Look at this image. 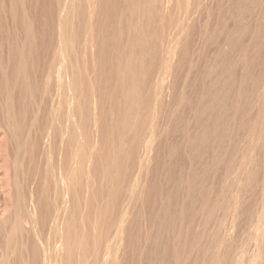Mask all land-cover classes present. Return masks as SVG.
<instances>
[{"label":"bare ground","instance_id":"obj_1","mask_svg":"<svg viewBox=\"0 0 264 264\" xmlns=\"http://www.w3.org/2000/svg\"><path fill=\"white\" fill-rule=\"evenodd\" d=\"M208 5L0 0V264H264V189L239 231L241 194L223 182L233 89L215 88L218 112L205 102L206 37L221 38Z\"/></svg>","mask_w":264,"mask_h":264},{"label":"rangeland","instance_id":"obj_2","mask_svg":"<svg viewBox=\"0 0 264 264\" xmlns=\"http://www.w3.org/2000/svg\"><path fill=\"white\" fill-rule=\"evenodd\" d=\"M183 1H184V3L188 2V0H183ZM204 1L206 3V6L210 3L209 5L213 8L211 10L214 11V12H212V14L210 13L211 17H213V16L214 17L211 18L213 20H211L209 18V21L210 22H209V26L208 27L210 29L208 28L209 29L208 30V33L213 28V26L217 23V24L220 25V29L218 30L216 36H221V38H219V40L216 41V39H218V37H215V39H214L215 32L213 33L214 30L213 29L211 30V32L209 34L211 35L212 39L215 40V43L216 42L218 43V45H217V43L216 44L213 43L214 40L211 39V41H210V38H209L210 35L209 36L207 35L206 42L208 40V42H211L210 43L211 45H207V47L205 48L207 50V51L205 50V54L207 52L206 56L209 55L207 57H210L211 58L210 60H213L212 62H214V64H215L213 66H215V68L217 67L216 69L218 71L220 69V67H218V65H219L220 62H218L216 60H219V61L221 60L222 61V59H224V57L225 58H228L230 60L229 61L228 59H224L222 61V63H223L226 60L225 61V64L223 63L224 64L223 67H222L223 69H220V71H219V72H222V73H219L217 70H215V68H212L211 67L212 65L211 66L208 65L209 68L206 67L208 70L212 68V69H214V71L211 70L210 73H206L207 77H205V84H206L205 86L207 88V93L209 92V94H210L209 95L210 98L208 97V94L207 93H206V97L209 98L210 100L206 98L207 100H205V102H206L207 105H208V103H209V105L212 104L211 105L212 107L210 106L211 107L210 108V111H212V112L215 109L217 110V108H219V105H218L219 100L217 101V103H215L216 102L215 100H217V99L216 98H213V97H215L214 95H215V92H216V89H217L218 91H221L222 93H225V94H222L221 93V96L223 95L222 96L223 97L222 99H225L224 101H228L229 100L228 97H230V95H231L230 99H231V101H234V103H235V104L233 103L234 104L233 106H235V107L234 108L233 107L231 108V112L236 114V120H235L236 121V124H234V123L231 122V123H228V126H227V125H225V123L222 122V124L219 127L222 128L221 129L222 131L224 130V132H226V131H228L226 129H228L227 127H229V125H230V127H231V125L232 126L235 125V132L236 133H235V136H234L235 139H233L234 141L232 143L233 144L232 147H234V149L231 148L229 145H227L231 149L229 150V152L227 154H225L223 152L224 154L222 155V159L225 158V155H226V158L223 159V161L221 162L222 163L221 169L223 168L222 169V172L225 173L227 170H229L231 168L229 170L230 171V175L228 174L229 171H227V174L228 175L225 173V175H227L226 176L227 179L223 175V178H224L223 179V182L226 180L228 183H231L232 182V179H233V184H234L233 190H234V192L236 194L237 193L238 194H241V195H238L239 201H240L239 203H241V204H239L240 205L239 206L240 207L239 210H241L243 212V214H242L241 211H238L239 214L241 213L240 214L241 215V218H240V220L238 222V224H239L238 225V230H239V227L241 229L242 228L241 226H243L245 224L244 223V220H245L244 219L245 218L244 213H245V211H243L242 208L243 209H246L248 207L253 208V206H254V210L257 208L255 211H258L259 210V207H260V204L259 203H260V200L262 198V193H263V190L262 191H260V190H261V188L264 189L263 188V185H264L263 184V182H264V133H262L260 131L261 130L260 127H258V129H257L256 127H253L252 126L253 123H254V120H255V118H256V116L258 114V112L261 110V108L263 107L262 105L264 103V96L262 94H260V92H263V90H264V29H262V28H264V0H259V1L258 0H234V3H231L233 0H230V1L223 0V2L226 1V4L225 3H222L221 7H223L224 10L226 11V12L225 11H223V12H225V14L226 13L228 14V16H226V17L224 15H222L224 13L221 14V16L224 19V22L225 23H223L221 16L220 15L218 16V14L215 11L217 5L216 6H213V5L216 4V3L214 2V4H213V0L212 1L210 0V2H209V0L208 1L207 0H204ZM227 1H228V3H227ZM229 3H230L231 6H229ZM209 5H208V7H209ZM228 6L229 7H232L233 6V8H228ZM211 7H209V8H211ZM225 8L228 9L229 11L227 12V10ZM217 9H218L217 10V12H218L219 11V8H217ZM236 9L238 10V12L240 14L239 13L237 14V12H236V14H237V15H235L236 17L233 16L232 13H230L231 15H229V12H231L230 10H233L232 12H234V11H236ZM242 12H243V14H241ZM206 13H205V17H207V15H209L208 14L209 13L208 11ZM214 13H216L217 16L220 17V18H217L216 17L217 19H215V14ZM231 16H233L237 20L235 21L233 17L231 19ZM218 20H219L220 23H218ZM228 23H229V25H228ZM234 24H237V25H234ZM223 26H225V27L223 28ZM228 26H229V28H228ZM230 26H231V28H230ZM233 26H235V27H233ZM248 26H250V27H248ZM232 27L233 28H236V30L235 29L233 30ZM225 28H227V30H225ZM221 29H222V31L225 30V33L223 35H222L223 32L221 31ZM253 29L255 30L256 33L254 31H252ZM220 31H221V33H220ZM227 31H229L230 34H228ZM236 31H237V33H236ZM211 33H213V34H211ZM226 35H229V37H227ZM234 36H235V38H234ZM222 37H223V39H225L224 42L226 43V41H227V43H229L230 46L228 44V50H227V47H226V49H224V51L226 50L225 51L226 52V55H225V52H224L222 55H218V57L215 60L214 59L216 57L215 53H216V51L218 49V46H219V44L223 43L222 42L223 41L222 40ZM226 38H227V40H226ZM228 38H230V39L228 40ZM256 38H257V40H256ZM234 39H235V41H233ZM230 40H232V41H230ZM218 41H220V42H218ZM207 44H209V43H207ZM214 44H215V46H214ZM231 45H233V46H231ZM246 45H247V48L248 49L246 48ZM226 46H227V44H226ZM241 46H242V48H240ZM232 47L233 48L235 47L234 50H232L233 49ZM236 48H237V51H235ZM258 48H260V49H258ZM243 49H246L247 51L246 50L244 51ZM227 51H229V53ZM239 51H241L243 53V55L246 54L245 55V59L246 60L243 59V57H242L243 55L242 54L240 55ZM213 53H214V55H213ZM234 53H236V54H234ZM247 53L249 55H247ZM228 54H231L232 57L230 55H228ZM237 55H238V58H239V56L242 57V58H239L238 59L237 58ZM212 56H213V58H212ZM228 56H230L231 59ZM246 56H248V59H247ZM235 58L238 59V61L234 60ZM207 59H209V58H207ZM227 60L229 61L228 62L229 64L227 63ZM240 60L242 62H240ZM233 61H235V62H233ZM232 62L235 63V64H233ZM226 64H227V66H226ZM238 65H240V66H238ZM226 67H228L229 69L226 68ZM233 68H235V70ZM232 69L234 71H232ZM212 71H213V73H212ZM216 71H217L216 74L218 76H220V78L217 77V75H215L214 72H216ZM237 72H238V76H237ZM223 73H225L224 78H226V76H228L227 78H229V75L231 73L232 74L235 73V75L237 76V79H236V76L233 74L234 77H235V78L233 77V81L236 83V84H234V82H233V86L234 87L232 86V84H231V86L229 85L230 86L229 87L228 86V83H225V81H227V78L224 80V82L222 81L224 79L223 76L221 77V75H223ZM209 74L210 75L211 74L215 75L216 76V79L214 78L215 76L213 78L212 77L209 78V76H210ZM243 74H245V75H243ZM213 75H211V76H213ZM247 75H249V76H247ZM242 78H243V81L240 82V80ZM210 80H212V83H211ZM218 80L220 82H223V83H219V84H222V85H219L218 84V82H219ZM249 80H250V82H249ZM214 81H215V84L213 83ZM216 82H217V84H216ZM225 84L227 85V87H225L226 86ZM207 85H210V86H207ZM211 85H214V86L212 87ZM215 85H217V86H215ZM235 86H237L238 89ZM219 87H221V88H219ZM223 87H225L226 90ZM229 88L230 89L232 88L234 90V92H233V90H231V93H230V90H229L227 93L230 94V95H226L227 94L226 91ZM238 90H239V93H238ZM253 91H255V92L257 91L256 93L258 95L255 92L252 93ZM258 91H260V92L258 93ZM235 93H237V94H235ZM263 94H264V92H263ZM261 95H262V97H259ZM210 101H212V102H210ZM214 104H215V106H214L215 108L213 107ZM236 104H237L238 109L236 108ZM235 108L237 109L238 113L236 112V109ZM212 109H214V110H212ZM218 110H217V112H218ZM225 111H226V109L223 111L224 114H225ZM217 112H215V114H217ZM223 113H221V115L224 116ZM249 121H251V122L249 123ZM225 122H226V120H225ZM251 123H252V125H251ZM226 124H227V122H226ZM243 124H244V126H246V125H248V126L244 127ZM250 126H251V129L253 130L252 132H251V129L249 128ZM236 128H237V130H236ZM211 129L214 130V126L212 124H211ZM221 130H219V131H221ZM225 143H226V141H225ZM235 146H236V148H235ZM238 146H239V148H238ZM227 149H225V152L228 151ZM232 153H233V155L235 154V156H233ZM250 156H251L252 159L253 158H257L258 161L256 159H253L252 160L251 158H249ZM244 158H246V159H244ZM248 159H250V160H248ZM245 160H248V161L246 162ZM241 164L244 166V169L245 170L243 169V167H241L242 166ZM255 165H257V167ZM228 167H229V169H227L225 171V169L228 168ZM243 170H244L245 174L247 173L246 176H245L244 172H242ZM247 171L249 172V174H248ZM237 172L240 173L239 176H238V173ZM234 173L237 174L236 175V177H237L236 179H234V177H235ZM252 173H253V175H252ZM248 176H251L252 179H250V177H248ZM252 176H254V177H252ZM1 177H2V174L0 173V179H1ZM228 178H229L230 181L228 180ZM227 182H224V184L225 183L228 184ZM259 186H261V187H259ZM254 189H255V191H254ZM239 191H240V193H239ZM249 191L250 192L252 191V192L250 193ZM260 192H261V194H260ZM252 196H253V198H251ZM249 198H251L252 200L249 199ZM242 200L245 201V202H242ZM249 201H251V202H249ZM253 201H254V203H253ZM245 203H247V204L250 203L251 206H249V205H247ZM256 204L257 205L259 204L258 207H257ZM239 231H241V230H239Z\"/></svg>","mask_w":264,"mask_h":264}]
</instances>
